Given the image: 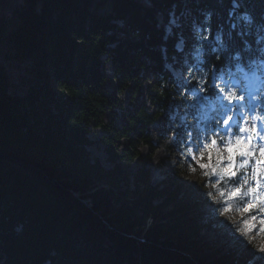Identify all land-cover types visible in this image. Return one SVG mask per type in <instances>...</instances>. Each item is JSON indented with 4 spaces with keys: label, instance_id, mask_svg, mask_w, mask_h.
I'll return each mask as SVG.
<instances>
[{
    "label": "trees",
    "instance_id": "obj_1",
    "mask_svg": "<svg viewBox=\"0 0 264 264\" xmlns=\"http://www.w3.org/2000/svg\"><path fill=\"white\" fill-rule=\"evenodd\" d=\"M263 33L264 0H0V264H264L211 231L205 189L176 169L152 185L136 145L159 120L171 131V104L186 106L165 67L184 60L178 38L201 61L189 89L215 99L196 78L264 61ZM28 61L26 94H11L6 64ZM90 127L103 131L109 168L90 156Z\"/></svg>",
    "mask_w": 264,
    "mask_h": 264
},
{
    "label": "rangeland",
    "instance_id": "obj_2",
    "mask_svg": "<svg viewBox=\"0 0 264 264\" xmlns=\"http://www.w3.org/2000/svg\"><path fill=\"white\" fill-rule=\"evenodd\" d=\"M99 13H101V11H99ZM171 15L173 14H169L170 25L172 24ZM173 17L176 19L174 15ZM168 30L169 29H167V32H169ZM180 43V38H178L175 43L176 48ZM0 60H2L1 54ZM30 64V61L22 63L18 67L6 64L8 76L10 77L12 84V87L9 90L11 94L16 96H23L26 94V89L29 85L27 83V79L30 76L25 67ZM111 69L112 67L107 64L105 67V74L107 76V89L109 91L114 89L113 74L111 73ZM169 72L176 78L179 85L182 86V93L183 96H185L186 106L185 108H180L174 103L168 107L165 115H167L168 119L173 124L168 125L166 128H170L171 131H163L159 120L149 128L148 135L150 137V144H136L139 157H149L147 168L150 173V182L152 185H159L164 180L165 174H169L172 169H176L179 172V178L182 180V184L185 187H190L189 184H194V187L200 186L205 189L204 191L208 194V199L204 198V200L207 201L208 205L214 207L211 212V231H222L227 235L228 240H234L238 237L240 240L249 243L252 246V249L259 255V249L264 248V232L259 231L261 227L260 220L264 219V210L255 211L253 215H255L256 219L253 221L252 216L243 211L251 197L240 196L230 201L228 200L227 195L221 197L219 195L220 191L227 193L234 187V185L226 180L223 181L222 184L217 185L218 182L211 170H207L206 172V170L199 167L200 163H208L207 157L205 156L204 160H200V152L198 150H194L195 145H193L192 148L186 147L185 142L177 136L178 133L176 132V128H181V125L184 124L185 120L189 125L193 123L190 111H194L193 109L197 108L198 119L203 122H207L208 117L211 119L218 112L223 111V109L220 108V102L217 100L206 105L205 102L201 101L197 98V96H193L189 93V85L192 82L191 72H186L181 68H172ZM211 82L223 86V82L221 80H217L216 78L211 79ZM228 82L232 83L230 81ZM246 82L247 81H245V83ZM251 83H253V87L251 88V86H249L247 88L253 92H255L257 88H263L261 76L256 77ZM239 88L243 89L240 85ZM121 99L124 104H127L130 99L129 93L125 92ZM149 110L151 111V108H149ZM245 116L247 117L246 111ZM110 119L111 115L107 113L104 118L105 122H109ZM114 122L118 128L121 129V127H123L124 121L120 111L117 112V117L114 119ZM90 131L89 139L94 141L93 144L87 147L90 156L97 158L104 168L111 167V165L107 162L104 145L97 141V139L103 135V131L94 127H90ZM128 134L132 138H137L131 133ZM115 147H117L118 151H123L126 148H129L128 140L123 136L120 137L116 140ZM237 163L238 171L245 173V175L241 177V183L244 179H248V186L254 187L255 184L251 181L250 175H248L250 173V166L240 168L239 165L243 162L238 160ZM135 169L136 166L133 161L129 166L130 173H133ZM215 185H217V187H215ZM217 188H219V191H217ZM224 207H229L231 210L224 213ZM248 223L253 225V231L248 230L246 226Z\"/></svg>",
    "mask_w": 264,
    "mask_h": 264
},
{
    "label": "snow or ice",
    "instance_id": "obj_3",
    "mask_svg": "<svg viewBox=\"0 0 264 264\" xmlns=\"http://www.w3.org/2000/svg\"><path fill=\"white\" fill-rule=\"evenodd\" d=\"M168 31L170 33L171 29ZM182 43L181 41L177 48H181ZM220 71L221 69L216 67L213 77L215 78L216 72ZM219 79L223 82V86L209 82L203 76L200 77L198 84L201 92L211 90L212 96L219 100L223 111L218 112L207 122L195 116L194 124L189 125L185 120L181 125L183 136L181 137L180 133L177 136L185 142L186 147L192 148L195 145L194 150L200 152V160L207 157L208 163H200L199 167L206 172L211 170L218 182L217 185L225 180L234 185L227 193L220 191L221 197L227 195L229 201L240 196L251 197L243 211L249 213L255 221L256 217L253 213L264 210V88H257L253 92L248 88L240 89L237 84L225 81L223 75H220ZM189 93L197 96L196 87L189 89ZM198 98L204 99V97ZM238 160L243 162L239 165L240 168L250 166L248 175L254 182V187L248 186V179H244L241 183V177L245 173L238 171ZM205 198L208 199V194H205ZM230 210L229 207H224L223 212L227 213ZM260 225L259 231L264 232V219L260 220ZM246 226L249 231H253L251 223ZM237 239L239 240L238 237ZM239 242L243 247L248 248L246 242L243 240ZM249 251H252L255 257V251L252 249ZM259 258L264 259V248L259 249Z\"/></svg>",
    "mask_w": 264,
    "mask_h": 264
},
{
    "label": "water",
    "instance_id": "obj_4",
    "mask_svg": "<svg viewBox=\"0 0 264 264\" xmlns=\"http://www.w3.org/2000/svg\"><path fill=\"white\" fill-rule=\"evenodd\" d=\"M111 73H113V69H111Z\"/></svg>",
    "mask_w": 264,
    "mask_h": 264
}]
</instances>
